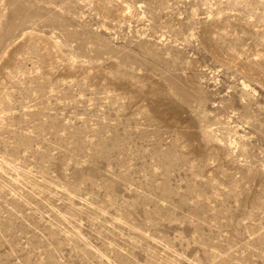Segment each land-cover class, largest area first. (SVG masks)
Segmentation results:
<instances>
[{"label":"rangeland","instance_id":"374dc122","mask_svg":"<svg viewBox=\"0 0 264 264\" xmlns=\"http://www.w3.org/2000/svg\"><path fill=\"white\" fill-rule=\"evenodd\" d=\"M0 264H264V0H0Z\"/></svg>","mask_w":264,"mask_h":264}]
</instances>
